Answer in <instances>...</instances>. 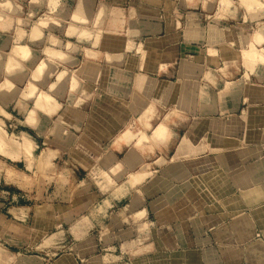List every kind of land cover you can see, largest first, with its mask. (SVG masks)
I'll use <instances>...</instances> for the list:
<instances>
[{
    "label": "crops",
    "instance_id": "obj_1",
    "mask_svg": "<svg viewBox=\"0 0 264 264\" xmlns=\"http://www.w3.org/2000/svg\"><path fill=\"white\" fill-rule=\"evenodd\" d=\"M141 1L102 0L101 7L94 0L82 3L89 7L83 10L88 20L104 16L107 32L127 35L135 47L146 44L159 52L150 68H143L135 47L112 62L102 58L101 64L100 96L108 106L144 97L149 102L140 106L145 107L129 110L127 116L141 117L149 104L153 113L145 122L136 119L141 122L138 128L123 119V127H128L117 129L109 145L122 157L77 158L82 169H93L77 183L72 198L63 195L53 202L10 209L9 196L0 201V218L8 222L12 214L22 230L16 241L24 247L43 245L52 235L55 245L72 246L74 252L65 251L57 259L67 264H217V236L194 237L190 230H216L222 223L246 230V252L240 256L244 264H264V62L243 60V52H250L248 39L255 42V36H264V29L252 34L247 27L250 20L264 19V8L256 15L261 18L205 16L200 12L205 1L199 0L197 8L192 7L197 16H190L179 11L191 6L186 0H171L175 7L169 14L152 0ZM78 28L77 37L82 31ZM242 37L247 48L240 50ZM87 42L91 46L85 51H94L93 41ZM263 42L259 49H264ZM96 52L110 54L99 47ZM121 110L116 115L122 120L126 111ZM64 111L59 113L61 123L78 127L79 117ZM169 112L178 118L168 124L173 136L162 149L171 152H159L157 143L137 144L141 133H153ZM128 129L134 134L131 140L123 138ZM100 172L114 179L107 193L99 188L101 181L91 179ZM131 174L141 177L135 185L127 182ZM136 193L139 205L126 212ZM209 244L214 248L201 247ZM41 256L45 261L48 252Z\"/></svg>",
    "mask_w": 264,
    "mask_h": 264
},
{
    "label": "rangeland",
    "instance_id": "obj_2",
    "mask_svg": "<svg viewBox=\"0 0 264 264\" xmlns=\"http://www.w3.org/2000/svg\"><path fill=\"white\" fill-rule=\"evenodd\" d=\"M79 1L0 0V190L11 193L7 195L0 192V201H5L10 196L9 200H6L10 202L6 206L10 209L53 202L59 196L60 199L63 198V195L72 198L75 195L77 183L87 179L86 177L89 176L87 173L93 169L87 165L84 166L88 169H82L76 162L77 158L89 159L94 156L113 154L109 150V145L118 133L116 130L122 131L128 127V124L123 127L126 123L122 122L123 119L127 121L130 119L131 124L139 125L141 122L136 119L145 122L147 118L144 113L139 118L127 116L129 110L145 107L140 106L147 101L144 97L141 101H126L120 107L108 106L107 101L102 100L100 96L102 60L110 59L109 62H112L116 56L110 53L103 57L96 51L99 47L100 52H109L106 48L103 50L104 44L101 43L105 42L108 36L115 34L107 32L104 16L96 18L95 21L88 20L83 11L89 8L85 7L87 0ZM94 1L98 7H101L102 0ZM167 1L170 2L167 4L163 0L150 2H156L157 9L165 7L169 14L175 4H171V0ZM186 1L191 6L183 5L184 12L182 8L179 11L183 14L190 13V16H197V13H193L197 12V9L192 7L197 8L199 0ZM203 1L205 4L200 5V12L205 16H235L237 14V16L261 18L256 15L261 8H264L261 0ZM238 22L239 25L242 23ZM262 24L264 19L258 18L257 21L250 20L247 27L250 33L258 34V32L263 33L261 30L264 29V25ZM78 27L82 28V31L77 37ZM117 35L123 34L116 33L115 36ZM126 39H128L127 52L135 45L132 41L130 42L129 37ZM254 40L255 42L248 39L250 52L247 54L243 52V60L246 64L264 62V49L257 47L264 41V36L257 35ZM87 41H93L94 51H85L84 47L91 46ZM244 42L245 38L242 37L239 43L240 50L247 48ZM14 46L18 49H13ZM23 47L26 48L24 52ZM147 47L150 46L139 44L135 48L139 50V54H142V48L144 50ZM152 49L153 53H149L145 59L141 58L142 63L153 60L152 66L155 65L159 52ZM71 55L75 57V60L70 59ZM64 72L63 78H65L58 81L59 76ZM72 76L76 79V87L70 85L71 80L73 81ZM96 77L97 81L94 79ZM51 83L55 84L51 85ZM61 109L72 116L79 117L80 124L76 125L78 127L71 129L63 122L61 123L59 119ZM118 109L126 111L122 120L116 115ZM137 124L135 127L138 128ZM148 134L151 135V131ZM157 145L159 152L166 154L171 152V149L164 151L163 143L159 140ZM113 155L122 157L124 154ZM100 173L92 175L91 179L102 183L107 182L99 184L102 192L107 193L109 184H113L114 179L112 180L109 172ZM128 179L130 177L127 178V182ZM114 183L119 182L114 181ZM127 202L128 199L124 204ZM130 211L132 212V210L127 212ZM4 221L0 218V264H67L57 261L58 257L65 251L74 252L72 248L70 251L69 248L72 247L70 245H55L52 234H50L52 239L47 238L43 245L24 247L16 241V238L22 236V230L18 222L12 218V214L9 215L8 222ZM222 225L216 230L192 228L190 233L194 237L200 234L205 237L217 236V256L220 257V262L217 261V264H244L240 256H244L246 252V230L229 228L224 223ZM256 237H260V233ZM62 239H66L65 236ZM230 241L236 243L231 244ZM201 247H205L206 251L214 248L213 244ZM42 250L48 252L45 261L41 259ZM231 254H238L239 258L230 259ZM73 261L77 264L75 260ZM206 264H212V262H206Z\"/></svg>",
    "mask_w": 264,
    "mask_h": 264
},
{
    "label": "bare ground",
    "instance_id": "obj_3",
    "mask_svg": "<svg viewBox=\"0 0 264 264\" xmlns=\"http://www.w3.org/2000/svg\"><path fill=\"white\" fill-rule=\"evenodd\" d=\"M115 35H112V36L111 35L110 36L107 35L109 38H106L105 39V42H103L101 44H104V49L103 50H105V48H106V50L108 49L109 53H114V55L116 56V58L117 57H121L122 58L126 54L124 52H126V50L128 48V46H127L128 44H126V41L128 40L126 38H128V37H126L125 35H117V36H115ZM130 42H131V40H130ZM101 44H100V46H101ZM144 45H146V44H144ZM102 47H103V45H102ZM102 47H101V49H102ZM16 48L18 49L17 46L16 47L14 46L13 49H16ZM19 48H22V47H19ZM140 49H141V47H140ZM22 51L23 52L26 51V48L24 49V47H23V50ZM22 51H20V52H22ZM209 51H210V49H209ZM138 52H139V50H138ZM153 52L154 51H153L152 47H147L144 50L142 48V54H140V57L143 58V59H145L148 56L149 53H153ZM26 54L28 55V53H26ZM256 54H258V53H256ZM106 60L110 61V59H106ZM152 63H153V60H149L147 62H143L142 63L143 68L152 66ZM63 74L65 75V72L64 73H61V75L58 78V81L63 80L65 78V77L63 78ZM71 79H73V81ZM71 79H70L71 80L70 85L72 84L71 85L72 87H76L77 86L76 79L73 76L71 77ZM53 84H55V83H53ZM53 84L51 83V85H53ZM204 92H205L204 95L208 94V91H206V89L204 90ZM153 106H154L153 104H149L146 107V109L144 110L145 111L144 112L145 113L144 115H150V114H152L153 113V110H154V107ZM176 118H178L177 115H174V114H172L170 112L167 113V115L165 116L163 122L160 123L159 125H157L153 129L152 135H148L147 132H144L143 131L142 135L139 136V139L137 141V144H142V145H144L146 143H148V144L149 143H153V144H156L157 143L158 144V140H159V141H161L164 144L165 147H168L169 143L172 140V136H173L171 134V132L169 131L168 124L170 122L175 121ZM133 135L134 134L132 133V131L130 129H128L126 131V133L124 134L123 138H127L128 140H131ZM161 164H163V163H161ZM123 171H124V169H123ZM138 176H140V175H138ZM138 176L137 175L135 176V174H133V175L131 174V177H130L131 182L130 183H132V185H135L138 181L141 180V177H138ZM139 201H140V195H139V193H136L133 196V199H131L130 203L126 206L125 211L127 212L128 210H132V212H133L134 211L133 209H135L139 205Z\"/></svg>",
    "mask_w": 264,
    "mask_h": 264
}]
</instances>
